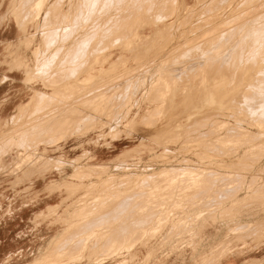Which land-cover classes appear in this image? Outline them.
I'll use <instances>...</instances> for the list:
<instances>
[{"label": "rangeland", "instance_id": "obj_1", "mask_svg": "<svg viewBox=\"0 0 264 264\" xmlns=\"http://www.w3.org/2000/svg\"><path fill=\"white\" fill-rule=\"evenodd\" d=\"M94 1L0 0V264H264V0Z\"/></svg>", "mask_w": 264, "mask_h": 264}, {"label": "bare ground", "instance_id": "obj_2", "mask_svg": "<svg viewBox=\"0 0 264 264\" xmlns=\"http://www.w3.org/2000/svg\"><path fill=\"white\" fill-rule=\"evenodd\" d=\"M97 1H98V0H96V1H94V2L96 3ZM39 9H40V8H39ZM87 9H88V8H87ZM38 11H39V10H38ZM38 16H39V15H38ZM263 29H264V28H263ZM62 31H63V30H62ZM262 31H264V30H262ZM224 32H225V31H224ZM218 33H219V32H218ZM225 33H226V32H225ZM253 34H254V33H253ZM221 35H222V33H221ZM261 35H263V34H261ZM261 35H260V36H261ZM180 36H181V35H180ZM218 36H219V35H218ZM258 36H259V35H258ZM256 37H257V36H256ZM261 37H262V36H261ZM263 37H264V36H263ZM263 37H262V38H263ZM121 38H122V37H121ZM173 38H174V37H173ZM214 38H215V37H214ZM258 38H259V37H258ZM107 40H108V39H107ZM118 40H119V39H118ZM214 40H215V39H214ZM119 41H120V40H119ZM97 42H98V41H97ZM87 43H88V41H87ZM256 43H257V41H256ZM98 44H99V43H98ZM96 45H97V44H96ZM96 45H95V46H96ZM259 45H260V44H259ZM90 46H91V45H90ZM95 46H94V48H95ZM98 46H100V45H97L96 47L98 48ZM263 46H264V45H263ZM256 47H257V46H256ZM106 48H107V47H106ZM94 50H96V49H94ZM94 50H93V51H94ZM100 50H101V49H100ZM258 50H259V49H258ZM262 50H264V49H262ZM98 51H99V49H98ZM259 51H260V50H259ZM256 52H257V51H256ZM93 54H95V53H93ZM259 54H260V53H259ZM259 54H258V55H259ZM262 54H263V53H262ZM258 55H257V56H258ZM180 56H181V55H180ZM260 56H262V55H260ZM257 58H258V57H257ZM201 60H202V59H201ZM260 62H261V61H260ZM262 64H263V63H262ZM253 65H255V63H254ZM252 69H253V68H252ZM260 72H261V71H260ZM251 73H252V72H251ZM263 73H264V71H263ZM255 74H256V73H255ZM256 79H257V78H256ZM254 80H255V78H254ZM262 80H263V79H262ZM89 82H90V81H89ZM252 82H253V81H252ZM258 82H259V81H258ZM260 82H261V81H260ZM262 82H263V81H262ZM253 83H254V82H253ZM244 84H245V83H244ZM257 84H258V83H257ZM259 84H260V83H259ZM249 85H250V84H249ZM254 85H255V84H254ZM260 85H261V84H260ZM252 86H253V85H252ZM255 86H256V85H255ZM263 86H264V85H263ZM254 88H255V87H254ZM256 88H258V86H257ZM263 89H264V88H263ZM166 91H167V90H166ZM246 91H247V90H246ZM250 91H251V90H250ZM207 93H208V92H207ZM209 93H210V92H209ZM209 93H208V94H209ZM243 93H244V92H243ZM254 93H256V92H254ZM231 94H232V93H231ZM260 94H261V93H260ZM213 95H214V94H213ZM256 95H258V94H256ZM247 96H248V95H247ZM247 96H245V97L247 98ZM251 96H252V95H251ZM262 96H263V95L261 94V97H262ZM203 97H204V96H203ZM205 97H206V95H205ZM254 97H255V95H254ZM258 97H259V96H258ZM258 97H257V98H258ZM211 98H212V97H209V98L206 99V100H205V98H204V100H203V102L201 103V105H202V106H203V105H204V106H205V105H209V102L211 101ZM213 98H214V97H213ZM262 98H263V97H262ZM244 99H245V98H244ZM247 99H248V98H247ZM214 100H215V99H214ZM255 100H257L256 97H255ZM243 101H244V100H243ZM245 101H246V100H245ZM249 101H250V103H251L252 100H249ZM259 101H260V100H259ZM236 102H237V101H236ZM246 102H247V101H246ZM252 102H253V101H252ZM216 103H217V102H216ZM240 103H241V102H240ZM240 103H239V106H240ZM253 103H254V102H253ZM260 103H261V102H260ZM248 104H249V103H248ZM257 105H258V104H257ZM199 106H200V105H199ZM249 106H250V105H249ZM249 106H248V109L250 108ZM258 107H259V106H258ZM262 107H263V105H262ZM256 108H257V107H256ZM263 108H264V107H263ZM263 108H262V110H263ZM227 109H228V108H227ZM245 109H246V108H245ZM250 109L252 110V108H250ZM254 109H255V108H254ZM240 110H241V109H240ZM257 110H258V109H257ZM260 110H261V109H260ZM247 111H248V110H247ZM241 112H244V111L241 110ZM252 112H253V111H252ZM244 113H245V112H244ZM261 114H262V113H261ZM259 115H260V114H259ZM263 116H264V114H263ZM263 116H262V117H263ZM249 117H250V116H249ZM253 118H254V117H253ZM258 118H259V117H258ZM255 120H256V119H255ZM259 121H260V120H259ZM262 124H264V123H262ZM249 127H250V126H249ZM261 131H262V130H261ZM214 137H215V136H214ZM255 145H256V144H255ZM202 154H204V153L202 152ZM205 154H206V153H205ZM211 159H212V158H211ZM240 159H241V158H240ZM226 160H227V159H226ZM233 160H234V159H233ZM222 163H224V162H222ZM229 163H230V162H229ZM211 164H212V163H211ZM214 164H215V163H214ZM216 164H217V163H216ZM164 169H165V168H164ZM235 177H237V176H235ZM243 177H244V176H243ZM221 217H222V216H221ZM127 247H128V246H127ZM119 250H120V249H119ZM153 250H154V249H153ZM128 251H129V248L127 249L126 252L128 253ZM155 253H156V252H155ZM120 254H121V253H120ZM120 254H118L117 257H119ZM147 254H148V253H147ZM127 255H128V254H127ZM97 257L99 258V256H97ZM97 257H93L92 259H93V260H97ZM117 257H116V258H117ZM32 258H36L34 254H33V257H32ZM147 258H148V257H147ZM147 258H146V259H147ZM103 259H104V258H102V260H103ZM100 261H101V260H99L98 263H101ZM98 263H96V264H98ZM102 263H103V262H102ZM50 264H51V263H50Z\"/></svg>", "mask_w": 264, "mask_h": 264}, {"label": "crops", "instance_id": "obj_3", "mask_svg": "<svg viewBox=\"0 0 264 264\" xmlns=\"http://www.w3.org/2000/svg\"><path fill=\"white\" fill-rule=\"evenodd\" d=\"M222 264H231V262H229V261H226L225 263H222Z\"/></svg>", "mask_w": 264, "mask_h": 264}]
</instances>
